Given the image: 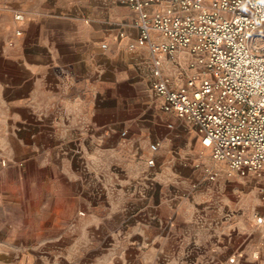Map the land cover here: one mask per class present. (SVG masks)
I'll return each instance as SVG.
<instances>
[{"label":"crops","instance_id":"obj_1","mask_svg":"<svg viewBox=\"0 0 264 264\" xmlns=\"http://www.w3.org/2000/svg\"><path fill=\"white\" fill-rule=\"evenodd\" d=\"M0 3L7 4L0 5V227L8 217L6 196L29 199L21 191L4 192L6 177L18 174L19 185L25 184L32 164L38 176L30 183L45 186L46 195L49 187L52 196L56 171L63 184L81 187L78 202L88 205L83 187L90 180L106 199L89 211L129 219L107 230L110 243L125 250L112 264H228L230 257L232 264H264V170L236 177L232 194L214 190L190 199L177 167L163 155L153 168L129 170L118 160L115 131L95 123L103 89L118 91V73L125 76L120 82H128V71L116 64L138 35L134 10L117 0H81L63 8L48 0ZM14 12L23 20L13 21ZM136 49L125 57L141 60L145 49ZM190 59L187 50L164 58L174 87L195 73ZM108 71L116 77L107 78ZM88 133L97 138L92 146L85 143ZM94 227L101 232L104 224Z\"/></svg>","mask_w":264,"mask_h":264},{"label":"rangeland","instance_id":"obj_2","mask_svg":"<svg viewBox=\"0 0 264 264\" xmlns=\"http://www.w3.org/2000/svg\"><path fill=\"white\" fill-rule=\"evenodd\" d=\"M48 1L60 3L63 8L81 0ZM205 2L209 5L210 0ZM0 5L7 6L2 3ZM15 15L16 12L12 20L17 22ZM10 26L7 24V27ZM14 29L12 31H19L18 28ZM144 49L145 55L141 60H137L134 55L125 57V53H133L136 48L130 49L128 46L125 49L127 51L123 52L116 65L119 70L128 71V82H120L125 76L121 78L118 73V91L115 93L103 89L102 112L95 121L106 125L107 130L115 131L120 164L137 172L142 167H155L159 161L158 156L163 155V160L177 167L182 190L190 199L196 194L214 190H224L230 194L236 192L232 182L240 175L230 172L223 164L211 158L210 149L203 145L192 124L162 108L161 98L150 88V56ZM181 70L184 72L187 67L178 69L177 73ZM106 76L116 77L113 71H108ZM94 140L97 138L88 133L85 143L92 146ZM155 142L159 143V147L153 153L149 145ZM152 157L155 162L150 166L148 160ZM27 167V174H23L25 184L19 185V180L15 179L18 174H12L6 177L3 186L4 192L13 194L21 191L27 193L29 199L20 202L6 196L4 200L8 206V217L6 224L0 227V264H112L115 256H125L124 249L115 248L110 243L107 230L110 227L121 228L129 219L110 220L105 213L99 214L92 209L89 211L90 204L105 202L103 190H97L92 181H87L83 188L88 192L83 197H86L85 204L88 205L84 206L78 202L83 195L79 192L81 187L63 184L57 179L55 171L52 196L49 187L46 195L45 186L31 185V179L38 176V172L32 164ZM207 169L218 172L215 181L207 178ZM41 173L44 175V170ZM32 193L43 196L42 201H33L30 198ZM101 222L104 228L98 232V227L94 226ZM27 254L35 256L30 259L25 257Z\"/></svg>","mask_w":264,"mask_h":264},{"label":"built area","instance_id":"obj_3","mask_svg":"<svg viewBox=\"0 0 264 264\" xmlns=\"http://www.w3.org/2000/svg\"><path fill=\"white\" fill-rule=\"evenodd\" d=\"M138 16L129 48H146L162 108L192 124L211 158L240 176L264 170V0H117ZM153 6V10L149 9ZM16 13L17 21L23 20ZM18 34L20 31L17 32ZM179 50L195 73L179 87L163 60ZM124 134V133H123ZM159 143H151L155 153ZM155 158L148 160L153 166ZM215 181L218 172L207 169ZM264 200V188L261 191ZM261 223L262 217H256ZM234 258H228L232 264Z\"/></svg>","mask_w":264,"mask_h":264}]
</instances>
